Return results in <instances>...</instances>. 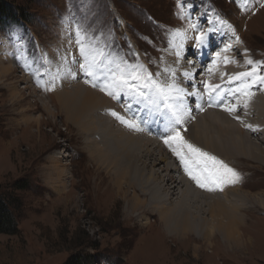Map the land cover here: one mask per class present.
<instances>
[{
  "label": "rangeland",
  "instance_id": "1",
  "mask_svg": "<svg viewBox=\"0 0 264 264\" xmlns=\"http://www.w3.org/2000/svg\"><path fill=\"white\" fill-rule=\"evenodd\" d=\"M7 1L20 8L28 21L20 19L0 29V191H10L21 179L29 182V189L17 192L22 201L16 213L18 235H0V264H63L75 253L92 255L96 264H264L262 161L236 158L241 169L237 173L247 182L243 193L259 199L256 202L249 197L242 202L239 214L245 216L238 218L237 228H233L237 243L218 234L204 241L188 232L179 235L163 229L155 214L146 215L145 220L140 219L143 215H130L128 202L133 190L123 185L117 192L109 174L89 155L81 122L78 128L68 115L75 105L81 107L77 97L82 85L93 92L99 90L85 83L90 78L72 63L80 60L78 46L70 43L76 26L87 32L85 43L90 53L97 46L104 49L106 67L110 61L127 58L155 74L171 63L176 47L192 58L198 32L207 28L210 34L222 25L239 37L243 47L238 43L242 57L233 53L239 60L228 63L230 71H222L219 82L210 81L219 85L232 75L249 71L250 65L243 66L248 60L264 66V7L260 6L264 0ZM190 22L195 29L189 27ZM176 31L191 35L186 46L179 37L173 38ZM214 41L217 44L216 37L204 46ZM220 41L224 42L223 38ZM216 61L213 58L206 69H212ZM57 65L64 72L54 71ZM261 71L264 74L263 67ZM198 76H204L203 72ZM53 77L54 90L37 85L39 81L47 86ZM64 104L68 110H61ZM189 105L195 106L193 100ZM236 115L242 116L240 110ZM251 132L252 140L261 136L264 140V134ZM259 144L264 149V143ZM179 168L180 174H172L173 181L181 175L202 192L183 167ZM162 169V164L155 168L160 174ZM206 212L197 214L199 219ZM196 232L199 234L198 229Z\"/></svg>",
  "mask_w": 264,
  "mask_h": 264
},
{
  "label": "bare ground",
  "instance_id": "2",
  "mask_svg": "<svg viewBox=\"0 0 264 264\" xmlns=\"http://www.w3.org/2000/svg\"><path fill=\"white\" fill-rule=\"evenodd\" d=\"M205 32L208 34L205 44H208L209 40L215 37L218 41L217 44H215V41L211 46L203 45L196 47L194 44L196 53L194 55L192 53V58H190L191 56L185 57L183 51L180 52L179 58L173 56L174 58L169 65H164L163 68H160L161 80L171 82V78L164 74V69H172L175 72L176 82L181 87L187 88L188 91L194 88L204 93L206 85L204 82L207 77L205 74L211 78L206 80L207 84H212L210 81L214 82L213 80L215 79L219 82L217 77H221L220 73L222 71H230L228 64L224 63V58L227 57L230 61L237 59L238 55L234 57L233 53L235 55L241 54L242 42L239 39L240 48L236 41L237 35L231 34L228 28H224L222 25L218 26L217 30L212 31L210 34L207 28H205ZM230 35L235 38H232ZM190 37V34H184L183 37H179L184 42L183 46H186L185 42ZM194 37L193 35L192 38ZM222 38L224 42L220 41ZM228 45H231V47L227 52H224L223 49ZM176 48L177 51H180V47ZM207 50L211 52H207ZM218 51L221 53L219 58L216 57ZM208 53L209 55H207ZM213 58L217 59V61L214 63V67H212L213 64H211L212 66L209 65V67H212L211 71H209L206 69L208 67L207 63L209 64ZM236 63L239 64L238 62ZM246 65L248 64L244 62L243 66ZM56 67L59 68L52 69L59 74L64 72V69L60 68L61 66L57 65ZM262 67L264 68V66ZM185 72L190 74V79L184 77L183 73ZM201 72H203L204 76H198ZM197 78L201 80L199 81ZM227 81L219 83L220 89H223L225 93H228V90L232 89L229 87H232L234 84L233 88L237 86L236 83H227ZM82 86L81 95L78 94L79 97H77L81 101V107L75 105L73 102L74 104H70V106L73 107L75 105V108L68 110V107L66 108L64 104L61 105V110H68L69 117L75 119L73 123L78 128H80L79 122H81V132L86 136L89 155L95 156L96 162L100 164L99 166L107 172L106 174H109L117 192L121 191L123 185L133 190L132 197L128 202L130 215L135 213L137 216L138 214L143 215L140 219L145 220L146 215L155 214L158 216L157 221L159 226L165 230L176 231L179 235H185L188 232L202 237L201 239L204 241H209L210 236L218 234L227 242L231 243L233 241L237 243L238 240L235 238L234 229L238 224V218L245 216L239 214L244 207L242 202L247 201L249 197L256 202L259 200L255 194L243 193V187H246L245 184L247 183L244 181V175L239 174L240 180L235 185L226 186L223 191L212 192L204 189L201 192L193 188L181 175L180 177L177 176L176 180L173 181L172 174H180L181 168L179 167L181 165L161 138L166 134L163 117L160 115L149 116V123L145 126L144 131L136 132L129 130L110 113L115 111L119 115L130 119L132 112H136L138 116L146 115L143 110L137 111L138 109H142V106L133 104L132 112L128 114L125 106L123 107L126 104V99H113L100 90L93 92ZM72 88L76 90L79 87L74 86ZM83 91L85 92L84 95H82ZM254 91H256V95L249 104V108L247 110H240L242 114L240 117L243 123L234 119L233 115H229L219 107L209 108L205 106L204 111H199L195 106L193 108L191 106V117L181 127V134L187 141L223 161L236 172L241 170L238 164L239 161L237 162L236 159L239 157L246 158L255 163L261 161L264 163V149L259 144L260 142L264 143V140L262 141L263 138L261 139L262 136L257 137L256 141L252 140V132L245 127V124L257 126L258 131L255 135L264 134V129L262 128L264 127V92L258 94V92H261L258 88L254 89ZM193 99V97L188 98L189 104ZM204 100H207L206 94L204 95ZM59 104L60 102H58ZM47 111L49 112V110ZM185 128L187 131H184ZM161 164L163 165V169L160 174L155 168ZM250 187L248 186L249 189ZM123 194L126 195V192H123ZM173 196H177L175 200H173ZM171 198L173 202H171ZM167 201L169 203L166 206L165 202ZM205 211H207L206 216H202L199 219L197 214H205ZM207 216L209 220H205ZM240 221L239 223L241 224ZM205 223L211 226V228L206 229L208 225L205 226ZM146 226L150 227L151 224L147 222ZM197 229L199 230V234L196 232Z\"/></svg>",
  "mask_w": 264,
  "mask_h": 264
},
{
  "label": "snow or ice",
  "instance_id": "3",
  "mask_svg": "<svg viewBox=\"0 0 264 264\" xmlns=\"http://www.w3.org/2000/svg\"><path fill=\"white\" fill-rule=\"evenodd\" d=\"M260 6L264 7V2ZM189 27L195 29L196 25L190 22ZM207 35L203 30L198 32L195 38L197 47L205 45ZM183 36L184 33L180 31L173 34V38ZM86 38L87 32L80 26H76L74 39L70 38V43H75L78 46L80 54V60L73 59L72 63L83 71L85 77L90 78L85 79L84 82L98 88L113 99L125 97L127 112H132V105L135 104L142 106V109L137 111L143 110L146 113V115L138 116L136 112H132L129 119L113 111L110 113L113 117L129 130L141 132L149 123V116H162L166 134L161 138L179 160L185 174L197 187L209 192L223 191L226 186L239 182V174L234 169L187 141L181 134V127L191 117L192 108L188 102L189 97L194 98L193 103L199 111H204L205 106L219 107L243 123L241 117L234 114L241 109L249 108V104L256 95L254 89L258 88L259 91L264 92V74L261 73L262 65L260 63H254L252 60L246 61L248 65L252 66L251 69L228 78L229 83L238 82L235 88L228 90V93L220 89L219 85L211 84H206L204 93H201L194 88L192 91H188L181 87L176 82L175 72L172 69H164V74L171 78V82H166L160 79V72L153 74L143 64L137 61H128L127 58L110 61L106 67L104 49L97 46L95 51L90 53L89 46L85 43ZM93 39H95L94 36ZM236 41L239 43L238 36ZM230 47L231 45L226 46L223 51L227 52ZM175 55L179 58L180 51H176ZM220 56L221 53L217 52L216 57ZM224 63L228 64L232 61L225 57ZM113 64L115 67H112ZM183 75L185 78H191L187 72ZM55 81L56 77H53L47 86L40 85L39 81H37V85L50 91L54 90ZM205 94L207 95L206 101L204 100ZM245 127L253 132L258 131V128L251 124H245ZM184 131L187 129L185 128Z\"/></svg>",
  "mask_w": 264,
  "mask_h": 264
},
{
  "label": "trees",
  "instance_id": "4",
  "mask_svg": "<svg viewBox=\"0 0 264 264\" xmlns=\"http://www.w3.org/2000/svg\"><path fill=\"white\" fill-rule=\"evenodd\" d=\"M28 21L24 12L7 0H0V29L10 22ZM29 189V182L21 179L13 183L8 192L0 191V235L16 236L19 233L16 213L22 208V201L17 192ZM63 264H96L93 256L86 253H75Z\"/></svg>",
  "mask_w": 264,
  "mask_h": 264
}]
</instances>
